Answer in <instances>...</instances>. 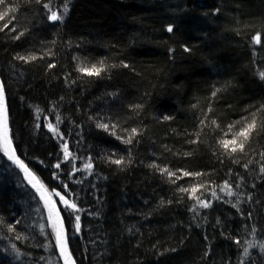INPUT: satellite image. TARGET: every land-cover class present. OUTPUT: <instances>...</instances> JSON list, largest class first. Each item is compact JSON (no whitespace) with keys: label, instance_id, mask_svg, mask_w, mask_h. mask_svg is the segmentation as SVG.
Here are the masks:
<instances>
[{"label":"trees","instance_id":"obj_1","mask_svg":"<svg viewBox=\"0 0 264 264\" xmlns=\"http://www.w3.org/2000/svg\"><path fill=\"white\" fill-rule=\"evenodd\" d=\"M5 12L13 145L80 209L52 197L75 264H264V0H5ZM93 65L105 70L80 71ZM253 118L243 151L226 150ZM0 264H61L48 212L3 152Z\"/></svg>","mask_w":264,"mask_h":264},{"label":"snow or ice","instance_id":"obj_2","mask_svg":"<svg viewBox=\"0 0 264 264\" xmlns=\"http://www.w3.org/2000/svg\"><path fill=\"white\" fill-rule=\"evenodd\" d=\"M4 3H5V0H0V5H3ZM45 7H48V5H45ZM6 15H7L6 12L3 15H0V19H3L4 16ZM49 19L51 21H60L63 19V17L61 15H58L56 12H52V14L49 16ZM5 27H7V25H5ZM167 30L171 32L173 29L171 26H169ZM253 41L256 44L261 43V36L259 33L253 37ZM104 70L105 69L102 66L96 67L95 65H93L90 68L83 67L80 69L81 72L89 76H92V75L99 76L101 72H103ZM260 75H261V78L264 79V73H261ZM165 119H168V117H165ZM98 126L105 130L108 129L107 124H99ZM48 127L50 131H53V132L56 131V129L51 124H49ZM232 127H233L232 125L229 126L230 131ZM255 127H256V121H255V118H253L252 122L248 123L246 127L234 133L233 138L231 140L222 141L223 147L226 150L230 149L232 152H236L237 150L243 151L244 141L248 139V137L250 136L252 131L255 129ZM132 133L134 135L136 133V129H133ZM125 143H131V139L126 140ZM62 147L64 151V159L68 160L69 156L71 155L70 152L68 151V146L65 143ZM0 152H3V154L7 156L9 160H11L18 168H20L24 172L25 179L28 180V183L32 186L33 189H35L40 199L44 202V206L48 210V222L52 229V233L54 235L56 247L60 251V255L63 258L64 264H75V260L73 259L71 252L68 250V239H67V235L64 229L63 219L61 218V215H60V209L56 207V201H54L52 197L53 196L59 197L60 203L65 206L66 210L70 209L74 212H79L80 209L77 207V205L74 202L66 199L65 195H62L61 192L55 191V190L50 192L47 189V187L39 180V178L33 172H31V170L27 167V165H25L24 162L18 156H16L15 149L13 148L12 137L10 136V129H9V124H8V112H7V106L4 102V92H3L2 85H0ZM113 163L121 164L122 161L115 160L113 161ZM55 167L59 168L60 164H56ZM85 167L90 169L92 165L91 163H88L85 165ZM161 171L167 172L170 177L175 176V173L169 172L167 169H162ZM262 171H264V169H262ZM184 175L188 176L192 174L185 172ZM225 188H228L227 184H225ZM181 191H188V190L182 188ZM191 191L193 194H195L197 189L193 188L191 189ZM227 194L232 195L230 190L228 191ZM213 195H215V193H213ZM199 203H200V206L204 208H207L210 206L208 203H205L203 201H199ZM75 219H76L75 229L76 231H79L80 230L79 215H77ZM9 230L12 231L14 229L13 227L10 226ZM236 242L239 244V241H236ZM245 252H247V249H245Z\"/></svg>","mask_w":264,"mask_h":264},{"label":"water","instance_id":"obj_3","mask_svg":"<svg viewBox=\"0 0 264 264\" xmlns=\"http://www.w3.org/2000/svg\"><path fill=\"white\" fill-rule=\"evenodd\" d=\"M154 1H158V2H163V1H166V0H154ZM197 1H204V0H197ZM0 85H2V83H1V80H0ZM3 92H4V90H3ZM4 102H5V104H6V100H5V95H4ZM8 124H9V122H8ZM10 136H11V134H10ZM13 148H14V145H13ZM15 149V148H14ZM16 152V151H15ZM16 156H17V153H16ZM6 158H7V160L9 161V163L18 171V173H19V175L21 176V178H22V180H23V182H24V184L34 193V195L38 198V200L40 201V203L43 205V207L45 208V206H44V202L40 199V197H39V195L36 193V191H35V189H33L32 188V186L28 183V180L27 179H25V174H24V172L20 169V168H18L11 160H9L8 159V157L6 156ZM57 207V206H56ZM46 209V208H45ZM70 210V209H69ZM46 211L48 212V210L46 209ZM70 211H72V210H70ZM60 215H61V218L63 219V217H62V214H61V212H60ZM63 223H64V220H63ZM64 229H65V232H66V235H67V239H68V250H69V238H68V234H67V231H66V227H65V223H64ZM57 251H58V255H59V259H60V263L61 264H64V261H63V258L61 257V255H60V251H59V249L57 248Z\"/></svg>","mask_w":264,"mask_h":264}]
</instances>
